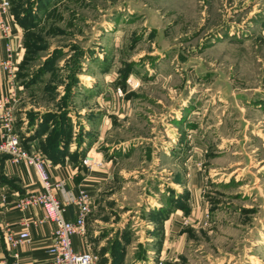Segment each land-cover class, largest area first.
<instances>
[{
  "label": "rangeland",
  "instance_id": "374dc122",
  "mask_svg": "<svg viewBox=\"0 0 264 264\" xmlns=\"http://www.w3.org/2000/svg\"><path fill=\"white\" fill-rule=\"evenodd\" d=\"M9 2L22 32L24 118L84 108L89 120L111 96L122 104L107 140L130 148L136 171L98 192L89 240L111 223L140 228L146 198L169 204L174 171L185 180L196 168L206 216L177 264H264V0Z\"/></svg>",
  "mask_w": 264,
  "mask_h": 264
},
{
  "label": "crops",
  "instance_id": "0c3cea01",
  "mask_svg": "<svg viewBox=\"0 0 264 264\" xmlns=\"http://www.w3.org/2000/svg\"><path fill=\"white\" fill-rule=\"evenodd\" d=\"M6 21L10 25L12 37L9 47L13 58L19 63L24 53L21 28L12 20V16H7ZM6 44V37L0 31V59H4L8 54ZM9 91L11 88L0 71V98ZM23 95L22 86L17 85L13 100V130L19 135L28 151H38L45 156L46 161L49 162L47 166L49 175L62 184L60 189H54V193L63 202L68 203L73 196L84 189L91 195L92 208L94 198L104 185L111 186L117 178L125 179L128 174L136 171L126 165L130 148L126 152L124 142L111 143L107 140L113 128L112 121H118V118L115 119L111 114L119 116L117 112L122 105L119 98L111 96L105 103L110 110L104 114H96L97 117L94 115L89 120L83 114L84 108L80 110L79 107L76 112L72 109L65 112L64 116L53 114L42 118L40 113L31 119H26L25 112L31 105ZM76 96L79 99L85 97L82 92ZM2 131L0 122V139ZM102 144L107 146L104 148L107 155L100 150L96 151ZM45 152L52 153V156L49 157ZM83 152L85 154L95 152L97 156L99 155L98 160L101 165L88 169L82 163ZM173 176L179 179L171 181L175 193L169 198V204H165L164 198L153 192V197L146 198L140 208L139 218L142 222L140 228L137 229V226L131 228L132 226L124 221L119 227L114 223L109 224L111 227L109 232L100 234L95 227L90 230L93 233L91 236L94 237L91 241L87 233L88 219L92 216L93 221L98 223L101 221L96 214L89 215V213L88 219L86 218L85 238L76 236L72 238L75 248L91 251V245H96L104 249L96 256L98 259L96 264H158V262L177 264L183 250L190 243L191 232L202 227L206 208L200 194L203 185L202 172L194 168L190 171V176L182 180L181 171L175 170ZM232 177L229 174L228 178ZM233 178L237 179L235 176ZM178 186L185 188L184 197L183 195L181 197ZM39 188L35 171L30 165L24 162L13 164L7 155L0 154V264L3 261L9 264L13 262L41 264L48 258L46 248L52 243L53 223L45 219L44 210L40 205L24 209L15 206L21 196L35 192ZM122 208L126 209V212L130 211L127 204ZM64 214L67 218L73 219L74 207L67 205ZM143 215L147 219L142 218ZM152 220L156 221L154 225L150 224ZM25 230H29V241L8 250L3 241L4 233L11 231L13 234H20ZM138 234L140 237L137 236ZM129 235H133L132 238ZM140 247L144 250L141 254L135 251ZM14 252L17 253V257L13 255Z\"/></svg>",
  "mask_w": 264,
  "mask_h": 264
},
{
  "label": "built area",
  "instance_id": "2783aa9c",
  "mask_svg": "<svg viewBox=\"0 0 264 264\" xmlns=\"http://www.w3.org/2000/svg\"><path fill=\"white\" fill-rule=\"evenodd\" d=\"M10 14L9 0H0V31L5 35L7 40V56L0 59V71L4 75V79L11 88L5 96L0 98V122L2 126V138L0 139V154H5L11 163L17 164L24 162L30 165L36 174L40 188L35 192L27 193L21 196L15 203L19 209L28 208L34 205L42 206L45 219L53 223L52 243L47 246L46 252L48 258L41 264H96V256L91 251L78 250L75 248L72 238H85L86 235V218L91 210V195L84 189L71 198L68 203L63 202L54 193V189H60L62 184L55 181L48 173L45 156L38 151H28L23 141L13 130L14 111L13 100L15 99L16 72L17 62L12 56L9 47L11 37L10 25L6 21V17ZM82 163L88 168L97 167L101 162L86 153L82 159ZM67 205L74 207L75 216L69 219L64 212ZM30 239L29 230H25L20 234H13L6 231L3 235L4 245L8 250L17 248L22 243L28 242ZM17 257V253L13 254ZM1 264H9L3 261ZM12 264H19L13 262ZM161 264V262H158Z\"/></svg>",
  "mask_w": 264,
  "mask_h": 264
},
{
  "label": "trees",
  "instance_id": "16d2710c",
  "mask_svg": "<svg viewBox=\"0 0 264 264\" xmlns=\"http://www.w3.org/2000/svg\"><path fill=\"white\" fill-rule=\"evenodd\" d=\"M45 153H46V152H45ZM46 154H47L49 157L52 156V153H50V152H47ZM84 154H85V153L83 152V153H82V156H83Z\"/></svg>",
  "mask_w": 264,
  "mask_h": 264
}]
</instances>
